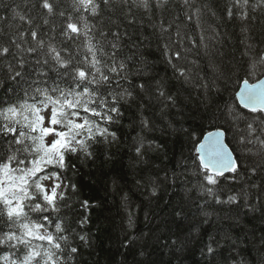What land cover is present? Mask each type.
Segmentation results:
<instances>
[{"label":"snow or ice","instance_id":"obj_1","mask_svg":"<svg viewBox=\"0 0 264 264\" xmlns=\"http://www.w3.org/2000/svg\"><path fill=\"white\" fill-rule=\"evenodd\" d=\"M0 8L8 13L0 15V264H87L86 253L104 250L105 201L85 197L80 167L112 160L121 126L137 131L129 167L144 197L134 207L112 181L123 264L128 256L171 264L162 248L180 260L199 235L197 216L207 223L264 209V0H0ZM196 118L211 130L201 123L197 136ZM158 130L193 144L163 177L150 153L166 156V142L146 135ZM169 183L183 189L162 221L176 238L159 226L135 230L138 212L153 223ZM220 247L211 237L206 264H228Z\"/></svg>","mask_w":264,"mask_h":264},{"label":"trees","instance_id":"obj_2","mask_svg":"<svg viewBox=\"0 0 264 264\" xmlns=\"http://www.w3.org/2000/svg\"><path fill=\"white\" fill-rule=\"evenodd\" d=\"M19 0H3L5 4H14ZM3 8H0V15H7ZM231 31V29H229ZM235 39V38H234ZM229 54L232 53L233 47L229 45L226 49ZM238 56V53H237ZM157 70L161 75L164 74L165 66L163 63L156 65ZM230 99L228 93H225L222 98H219L220 105L223 106L225 102ZM195 108V104L192 105ZM191 126L196 129L197 136L200 134L199 125L203 124V130L206 132L211 130V125L207 121H200L199 118L189 121ZM189 123L185 124V127L189 126ZM120 136V143L110 150L112 160L104 161L103 158L96 163V165L89 164L88 166L80 167V177L82 184L84 185V194L87 196H96L100 200L105 201V208L101 216V222L107 229L106 235L111 236V240H106L104 244V250L101 251L97 248L91 255L87 253L82 258L87 264H96L99 260L100 264H123L124 257L127 255V250L120 247V238L122 236L121 217L124 215L119 207V196L112 192V181L116 180L118 185L124 188L125 191H129V195L134 202V207L139 205L141 201H144V197L140 194V191L136 189L135 179L141 178L140 175L134 176L132 170L129 167V145L131 144L132 137L137 135V131L129 129L127 127H120L118 132ZM148 136H154L157 143L166 142V156L163 153H150L155 165L153 174L159 173L160 177L164 176L163 169H168L169 174L171 170L175 169L176 160L180 157L181 152L185 156L189 155L193 149V144L188 142L183 134H172L169 132L165 135L162 130H158L154 133H146ZM158 157V158H157ZM179 171V169H176ZM181 181L177 180V184ZM168 192L163 194V198L160 200L159 207H154L155 216L152 218L153 223L147 225L144 221L143 214L138 212L137 225L135 230L143 229L147 231V227L160 228V235L170 236L171 239H175V227L169 232L168 228L162 223L163 219L167 217V203L172 199V193L179 191L183 192L182 188H174L171 183L167 185ZM142 191V190H141ZM95 203V201H90ZM251 203L256 204L257 199L255 196L251 198ZM211 211V209H209ZM83 211V209H81ZM197 209L193 207L189 211V215L197 213ZM92 214L95 215V210H92ZM223 216V213H220ZM230 216L233 219H218L213 215L207 223H203L204 218L197 216L199 235L193 239V242L189 248L177 253L180 260H176L172 257L171 250L168 248H162L159 251V256L167 262L171 261V264H206L210 258L203 253V249L206 244L210 242L211 237L221 241V247L219 252L222 254L221 259H227L228 264H237L239 261H244L245 264H264V209H261L257 205V210L250 212L247 209L241 208L238 212H230ZM103 217H109L110 220L105 221ZM126 226V224H125ZM134 230V231H135ZM95 233V228L93 229ZM224 233H228L231 239H223ZM98 234V233H96ZM184 236L188 235L185 229ZM235 241V243H233ZM168 242L162 240V243ZM151 251V249H149ZM235 257V260H232ZM155 258V257H154ZM132 257L128 256V262L131 264Z\"/></svg>","mask_w":264,"mask_h":264}]
</instances>
